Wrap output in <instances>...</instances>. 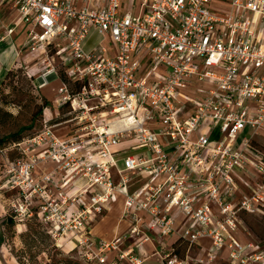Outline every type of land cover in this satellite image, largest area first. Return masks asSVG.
I'll return each mask as SVG.
<instances>
[{"label":"built area","instance_id":"built-area-1","mask_svg":"<svg viewBox=\"0 0 264 264\" xmlns=\"http://www.w3.org/2000/svg\"><path fill=\"white\" fill-rule=\"evenodd\" d=\"M102 1L92 9L76 0H0V10L18 14L0 27V41L23 26V48L63 68L56 101L75 116L69 138L45 118L40 132L0 147L5 215L18 224L35 217L56 244L94 264H140L133 247L122 248L126 240L136 247L172 235L188 247L210 241L194 264L223 251L229 264H264V245L236 235L241 212L264 208V156L251 141L264 132V0ZM91 31L101 39L86 50ZM52 76L53 65L33 88ZM127 138L149 154L119 164L113 148ZM13 149L19 156L10 159ZM134 175L148 179L132 191ZM238 178L247 189L239 196ZM119 193L128 230L92 236V215ZM155 254L162 264H193L171 247Z\"/></svg>","mask_w":264,"mask_h":264},{"label":"rangeland","instance_id":"rangeland-1","mask_svg":"<svg viewBox=\"0 0 264 264\" xmlns=\"http://www.w3.org/2000/svg\"><path fill=\"white\" fill-rule=\"evenodd\" d=\"M211 9L216 10V7L211 6ZM136 11V9H135ZM98 37L91 35L88 38L85 49L88 50L96 43ZM26 52H31L30 49ZM43 53L41 49L33 51L29 55L28 67L24 64L13 69L7 78L0 84V140L2 145H6L12 141L17 134L21 137H28L42 130L43 119L52 120L51 129L62 138H67L73 133V125L75 122L74 113L67 106L62 107L57 104V89L60 86V81H63L65 73L63 68ZM45 59V61H43ZM54 66L58 78L50 77L48 82L39 89L33 88V82L37 84L42 72ZM67 79V78H66ZM44 100L49 102V105L43 107L41 113L37 108L42 106ZM248 138L250 137L248 133ZM253 147L256 148L264 156V132H259L251 139ZM10 159L19 156L17 149L8 152ZM0 175L4 171V155L0 153ZM250 175V174H249ZM244 176V175H243ZM240 176L245 179L246 177ZM252 177H256L251 173ZM240 179L238 178V182ZM241 182V181H240ZM239 182V192L236 195L247 191L246 187ZM9 194V193H6ZM5 215V213H4ZM240 217L243 224L240 225L236 234L240 241H262L264 242V212L263 213H245L241 212ZM8 217L5 215L3 223V246L2 255L0 256V264H94L91 261H86L84 257L77 253V249L67 251L65 247L57 246L54 241L47 240V246L43 249L45 253H38L37 248H31L26 244L29 241L25 234L20 235L19 232L24 229V224L12 223L6 221ZM27 233V232H26ZM170 239V238H169ZM264 245V244H263ZM145 248V247H143ZM148 248V246H147ZM141 250V249H140ZM186 253L195 263L198 258H204L205 253L199 251L196 247L183 244L180 246V256ZM113 254L109 257L112 258ZM157 260V261H156ZM76 262V263H75ZM156 258L152 257L144 261V264H161ZM208 264H226L224 262H211Z\"/></svg>","mask_w":264,"mask_h":264},{"label":"crops","instance_id":"crops-1","mask_svg":"<svg viewBox=\"0 0 264 264\" xmlns=\"http://www.w3.org/2000/svg\"><path fill=\"white\" fill-rule=\"evenodd\" d=\"M76 2L78 6H88L89 8L92 9H96L100 7L103 3L102 0H76ZM17 19H18V14L15 10L7 7L1 8L0 27L9 26V24L16 22ZM91 35H96L98 37L96 43L101 39V36L99 34H97L95 31H91L85 41V46L87 45L88 38ZM24 40H25V31L23 30V26H19L14 30V32L10 36H6L4 40L0 41V84L4 80L9 70L15 69L16 67L22 64L28 67L27 64L31 52L28 53L26 52V49L23 48ZM104 43L107 45L109 44L106 39L104 40ZM72 135L73 133L67 137L69 138ZM40 150L41 148H37L36 150H34V152H38ZM113 151L115 153L116 159L119 164L122 162V159L125 158L127 155L140 154L146 152L145 148L138 147L137 144L132 139H128V138L121 141L120 144L115 146L113 148ZM50 166L51 164H46V167L50 168ZM143 176L134 175L131 181L129 182L128 188L133 191L138 187H140V185H142L148 179L147 177H143ZM112 179L114 183H117L119 180V174L115 168L112 169ZM82 183H83L82 180L77 181V185H80ZM123 204H124V196L119 193L116 195L115 201H113L108 206H106V209H104L101 213L92 215L91 228H90L91 235L96 238L111 240L116 236L125 234L126 231L128 230L129 223L125 218H123L122 215ZM4 213L5 212H4L3 204L0 202V256L2 255V251H3L2 230L4 228L3 226L4 217H5ZM184 221H185L184 216L179 215L178 218L176 219V224H175L176 227L180 228L181 224ZM176 240H177L176 235L166 236L160 240L147 241L145 243L138 244V246L136 247H135L136 242L131 240H126L122 245V248L133 247L135 253L141 260L140 264H144L145 260L152 257H156L159 260V258L156 256L155 253L168 250L171 247L172 243ZM193 246L196 247L199 251H203L205 253L207 248L210 246V241L208 239H201L197 244ZM66 250L68 251L69 249L66 248ZM214 262H219V263L224 262L226 264H229L226 256V251H223L220 257L217 258ZM124 263H126V261H124Z\"/></svg>","mask_w":264,"mask_h":264},{"label":"trees","instance_id":"trees-1","mask_svg":"<svg viewBox=\"0 0 264 264\" xmlns=\"http://www.w3.org/2000/svg\"><path fill=\"white\" fill-rule=\"evenodd\" d=\"M13 70V69H12ZM12 70H9L4 78V80L7 78V76L9 75V73L12 71ZM3 80V81H4ZM63 81H67L66 77L64 79H62ZM2 81V83H3ZM1 83V84H2ZM71 89H73V91H75L77 89V85H73L71 86ZM49 105V102L47 100H44L42 106H39L37 109V111L39 113H41L43 107H46ZM62 107H65L67 106V108H69V105L66 103V104H63L61 105ZM49 123L51 124L52 123V120L51 118L49 119ZM34 135V134H33ZM32 135V136H33ZM30 137V136H28ZM27 137H21L19 135H15L14 138L12 139L11 142L9 143H16V142H19L23 139H25ZM8 143V144H9ZM2 140H0V147H3L5 145H2ZM7 145V144H6ZM1 171V170H0ZM264 212V208H262V212ZM8 217V219H6V221H9L10 219V216L9 215H6ZM5 222V220H4ZM10 223H12V220L10 219ZM27 232V233H26ZM20 235L22 234H25L27 236V238L29 239L28 242H26V244L31 248H37L38 250V253H45V250L43 249L44 247L47 246V240H50V241H53L48 232H47V229L45 228V226L39 222L35 217H32V218H29L27 219L25 222H24V229L21 230L19 232ZM258 242V244L260 246H263L264 242L262 241H259V240H256ZM183 246L185 247L187 245V242L178 238L176 241H174L171 245V248L173 249L174 252H176L178 255L180 254V246ZM180 256V255H179ZM180 257H184L183 255L180 256ZM76 263V262H75ZM77 264V263H76Z\"/></svg>","mask_w":264,"mask_h":264},{"label":"bare ground","instance_id":"bare-ground-1","mask_svg":"<svg viewBox=\"0 0 264 264\" xmlns=\"http://www.w3.org/2000/svg\"><path fill=\"white\" fill-rule=\"evenodd\" d=\"M45 85V84H44ZM58 244V246H60V245H62V244H59V243H57ZM63 246V245H62Z\"/></svg>","mask_w":264,"mask_h":264}]
</instances>
